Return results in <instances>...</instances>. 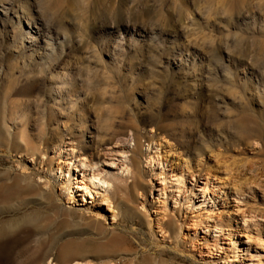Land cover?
Returning <instances> with one entry per match:
<instances>
[{
	"label": "rangeland",
	"instance_id": "1",
	"mask_svg": "<svg viewBox=\"0 0 264 264\" xmlns=\"http://www.w3.org/2000/svg\"><path fill=\"white\" fill-rule=\"evenodd\" d=\"M254 227L264 0H0V264H264Z\"/></svg>",
	"mask_w": 264,
	"mask_h": 264
},
{
	"label": "bare ground",
	"instance_id": "2",
	"mask_svg": "<svg viewBox=\"0 0 264 264\" xmlns=\"http://www.w3.org/2000/svg\"><path fill=\"white\" fill-rule=\"evenodd\" d=\"M72 151V150H71ZM73 153H70L67 151V156L69 157V155H71ZM74 156V155H73ZM72 156V157H73ZM160 157V155H158ZM72 157H69V159L71 160H78L80 162H82V165L85 163V157H82V156H79V157H76V158H72ZM155 157L152 155L150 160L152 161H155L154 159ZM72 162L69 161V164H71ZM68 164V163H66ZM112 166H114V164H111ZM172 179V178H171ZM180 177H174V180H179ZM174 180H170V183H172L173 185H176L177 184V181H174ZM82 184H79L77 185V189L78 191H84L87 189V184L86 182H83L81 181ZM91 183L92 184H96V186L98 188H102V189H105L108 190V188H111V184L105 180H100L97 179V177L95 175H93L91 177ZM207 183V186L206 187H197L196 189L199 190L201 193H202V196H205V195H209V189H208V182ZM167 184V183H166ZM106 187V188H105ZM174 187V186H172ZM217 189V188H215ZM109 191V190H108ZM166 191H168V187L167 186H164V188L162 189V192H164V194H166ZM175 190H170V193H174ZM176 191H179V190H176ZM80 193V192H79ZM99 193V192H98ZM92 197H94L93 195H91ZM196 198H197V195H196ZM208 197H206L205 199H207ZM84 201L86 202H89V200L87 199H84ZM203 201H206V200H203ZM102 205L106 204L108 206V209L110 210H114L115 208V205L111 202H109L108 200H104L102 201L101 203ZM205 204V203H204ZM103 207V206H101ZM244 218H245V230L247 233H245V236L247 237V241L250 242V246H251V242H253V239H255L253 233H251V231H253V221L255 220L254 218L255 217H252V216H255L253 214H246L244 212L243 214ZM211 218V215L209 217L208 220H210ZM218 228H216L217 230ZM254 229H258L260 230L258 233L261 235V234H264V230L262 228H255ZM37 230L36 227H31L29 229V233L30 234H33V232H35ZM5 231V229H2V232ZM213 231V225L210 224L209 222L206 223V226H205V232L207 233V235H210L211 232ZM226 233H221V236L223 237V235H225ZM218 237L220 235H217ZM70 243V242H69ZM67 243L65 245H61V246H58V253L56 255V259L63 262V263H70L72 261H76L75 264H91V263H85L83 262L84 259H86L88 257V253L84 252V244H80V243H76V242H73V243ZM249 244V243H248ZM121 245V239H117V238H113L112 240H110L109 243H107V245H104V246H98L97 249L94 251V255L98 256V257H101V256H104L105 252L112 250V249H117L119 248V246ZM258 249L260 250H264V239L263 238H259L258 239ZM51 249V248H49ZM90 253H92L90 251ZM109 254H111V252H108ZM48 254H49V251L45 249V245L44 243H42L35 251L34 253L32 254V256L29 258V260L27 261L26 264H46V260L48 258ZM253 260H258V258H254V256L252 257ZM48 264H57L56 262L52 261V262H49ZM103 264H117L116 262H113L112 260H109L107 262H104Z\"/></svg>",
	"mask_w": 264,
	"mask_h": 264
}]
</instances>
